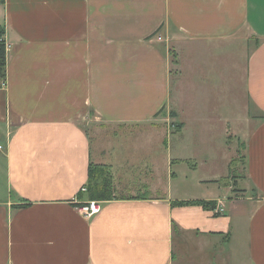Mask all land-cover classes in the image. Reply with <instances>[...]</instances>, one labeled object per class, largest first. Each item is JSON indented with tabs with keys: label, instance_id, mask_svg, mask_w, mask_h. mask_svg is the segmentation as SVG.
<instances>
[{
	"label": "crops",
	"instance_id": "crops-1",
	"mask_svg": "<svg viewBox=\"0 0 264 264\" xmlns=\"http://www.w3.org/2000/svg\"><path fill=\"white\" fill-rule=\"evenodd\" d=\"M0 27V264H264V0H3ZM237 46L243 62L232 61ZM190 78L222 100L240 80L247 104L200 119ZM173 99L199 116L180 127L186 142L146 123ZM92 116L123 139L150 133L103 159ZM207 123L241 132L243 175L230 182L227 145L189 135ZM90 163L110 166L115 198L88 217L79 207ZM197 199L216 206L173 203Z\"/></svg>",
	"mask_w": 264,
	"mask_h": 264
},
{
	"label": "rangeland",
	"instance_id": "rangeland-1",
	"mask_svg": "<svg viewBox=\"0 0 264 264\" xmlns=\"http://www.w3.org/2000/svg\"><path fill=\"white\" fill-rule=\"evenodd\" d=\"M2 30L3 28L0 27ZM255 45V40L252 38L249 46H253ZM238 50L239 47L237 46ZM218 51H216V49L214 50V52L212 54L210 53H203L205 54V57H207V59L204 61H207L208 63L213 61L214 56L217 54ZM240 53H237V51L235 52H230L231 53V57H232V61H236L238 62H243V54L241 51V47L239 50ZM225 51L220 52V55L223 57L224 56ZM218 67V66H217ZM238 77H239V73H238ZM191 79V78H190ZM196 81L191 79V83H186L185 85V89L187 91V94L189 95V93H193L194 98L190 99V102L192 103L193 107L190 106V111L192 114H197L199 113L201 116L200 119L207 120V119H211L212 121L214 119H216L215 116L216 114H218L221 111H227L228 113H234L237 111V113L242 112L243 108H244V104L246 103V99H244V95L243 91H242V83H240L237 81L236 84V89L234 86V81L232 83V85L230 84L227 91L230 89L231 87V93L228 92V94L226 95H230L231 96V100L230 99H219V98H215V99H205L203 98V93L201 94L200 92H198V85L195 83ZM219 85V83H217ZM202 87L205 88V90H207L209 88V86H207L206 84L202 85ZM214 94V93H213ZM211 94V95H213ZM222 96V94H219ZM174 101H172L170 103V105L168 106L169 109H165L163 110V112L159 113L154 119H152L151 121L146 122L147 124H161V125H167L169 126L170 129V133L172 135H174V140L176 141H180L182 137H184V140L182 142H186L187 136L188 134L185 133V130L183 129V133L180 132V127L185 124V122L187 121V118H196L199 119L198 115H191L188 117H185L184 115H182V106L180 101H177L175 99H173ZM210 101V103L212 102V110H208L207 111V107H206V102ZM224 103V106H219V103ZM218 105V106H217ZM217 106V107H216ZM200 107H202V109L200 110ZM200 110V111H199ZM189 111V112H190ZM247 112V111H246ZM245 113V112H244ZM248 113V112H247ZM209 115V116H208ZM221 118H223L222 120H224L225 117L224 115L220 116ZM229 118V117H228ZM141 130H137L134 129V131H131L128 133H124L127 135V138H122L120 136L121 129H117L115 128V126L113 124H110L102 121L100 119H97L95 116L91 117V120H89V122L87 123L86 129H87V133L89 134L90 138H91V143H93V153L94 155H98V156H102L100 155V153H103L102 158L104 159L105 157H107V155L105 154V150H107V153L109 152L108 150H110V153H112L114 150L116 151V153H119V149L122 147L123 150V142L124 141H128L130 143L131 141V136L134 135H138V136H143V135H147L150 132H148L147 127L146 126H141L140 127ZM207 128V132L202 131L201 133L198 132H190L189 135L190 137H194L195 143H197L199 140H202L201 135H203L204 137H207L210 139V141L212 142V146H216V147H221V145L224 144L227 145V150L231 151L232 154H230L231 157V172H229V174L226 176L225 179H227L229 182L232 181L233 179V175H237V176H241L243 175V144L241 143V132H239L236 135L230 133L229 130H224L223 131V126H221L220 124H217L216 126H214V123H207L206 125ZM145 130V131H144ZM184 134V136H183ZM130 135V136H129ZM167 135V132L166 134ZM224 135V137H222ZM118 136V137H117ZM129 136V137H128ZM130 145V144H129ZM115 148V149H113ZM236 149L235 153L234 150ZM132 149L130 148L129 150L124 149V155L125 157H133L134 155L131 154ZM128 153V155H127ZM220 157H222L220 155ZM222 163H220V167H224L225 166H221ZM126 168H128L129 170H132V173L129 172V174L133 175V178L138 175L141 171V166H139L138 164H132L130 166H124ZM122 167V169L124 168ZM120 168H117V170ZM116 169L114 171H117ZM1 172V170H0ZM226 174V172H225ZM123 175H125V173H123ZM125 177V176H123ZM119 179V178H117ZM0 180H1V175H0ZM121 181H123V178H120ZM226 180V182H227ZM2 181V180H1ZM118 180V185L116 184V188L123 190V182H121ZM133 180H130L129 178H127V181L125 184H127L128 187H132V182ZM221 181H224V179H221ZM225 182V181H224ZM1 183V182H0ZM131 183V184H130ZM130 190V189H126ZM121 192V191H120ZM190 251L187 250V252L185 251V254H189ZM184 254V255H185ZM175 255H179V251H175ZM183 255V256H184ZM182 256V257H183ZM240 258H241V254H240Z\"/></svg>",
	"mask_w": 264,
	"mask_h": 264
},
{
	"label": "trees",
	"instance_id": "trees-1",
	"mask_svg": "<svg viewBox=\"0 0 264 264\" xmlns=\"http://www.w3.org/2000/svg\"><path fill=\"white\" fill-rule=\"evenodd\" d=\"M2 2L3 0H0V3ZM2 33L3 30L0 28V72L3 74L6 59L5 45L1 39ZM113 187V174L108 164L90 163L88 165L86 181L88 200L106 201L114 199L115 195ZM173 203L176 205L196 204L205 209L211 210H213L216 206L214 201H207L203 199L175 201Z\"/></svg>",
	"mask_w": 264,
	"mask_h": 264
},
{
	"label": "built area",
	"instance_id": "built-area-1",
	"mask_svg": "<svg viewBox=\"0 0 264 264\" xmlns=\"http://www.w3.org/2000/svg\"><path fill=\"white\" fill-rule=\"evenodd\" d=\"M158 39L160 40V35L158 36ZM81 191H86V187H82ZM101 201L99 200H87L86 202L82 203L79 207L80 211L90 217L93 216L101 211ZM222 209H218L217 211L221 212Z\"/></svg>",
	"mask_w": 264,
	"mask_h": 264
}]
</instances>
